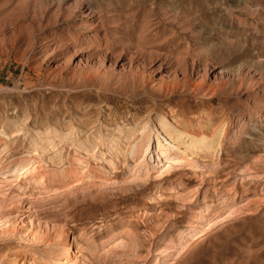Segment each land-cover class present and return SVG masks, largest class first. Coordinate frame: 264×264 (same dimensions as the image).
<instances>
[{
	"label": "rangeland",
	"instance_id": "374dc122",
	"mask_svg": "<svg viewBox=\"0 0 264 264\" xmlns=\"http://www.w3.org/2000/svg\"><path fill=\"white\" fill-rule=\"evenodd\" d=\"M16 157L0 264H264V0H0Z\"/></svg>",
	"mask_w": 264,
	"mask_h": 264
},
{
	"label": "bare ground",
	"instance_id": "6f19581e",
	"mask_svg": "<svg viewBox=\"0 0 264 264\" xmlns=\"http://www.w3.org/2000/svg\"><path fill=\"white\" fill-rule=\"evenodd\" d=\"M172 132H173L172 128L167 127V134H168L169 136L172 134ZM185 138L188 139L189 141H190V140H191V141L193 140L192 137H191L190 135H185V134H184V135H181V136H180V139H185ZM163 139H165V138H163ZM160 144H161V141L157 139V145L160 146ZM21 160H22V159H20L19 157H16V158H14L13 160H10L6 165L0 167L1 172L8 171L9 169L13 168V166H14L15 164L19 163ZM15 166H16V165H15ZM65 248H66V250H68L69 246L66 245Z\"/></svg>",
	"mask_w": 264,
	"mask_h": 264
}]
</instances>
